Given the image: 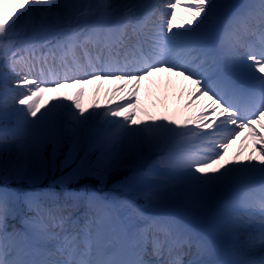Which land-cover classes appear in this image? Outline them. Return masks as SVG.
Returning a JSON list of instances; mask_svg holds the SVG:
<instances>
[{"label":"snow or ice","instance_id":"1","mask_svg":"<svg viewBox=\"0 0 264 264\" xmlns=\"http://www.w3.org/2000/svg\"><path fill=\"white\" fill-rule=\"evenodd\" d=\"M145 82L179 85L191 111L150 112ZM65 138L60 168L75 167L57 183L124 171L155 212L0 187V264H264V0H0V178L35 185Z\"/></svg>","mask_w":264,"mask_h":264},{"label":"rangeland","instance_id":"2","mask_svg":"<svg viewBox=\"0 0 264 264\" xmlns=\"http://www.w3.org/2000/svg\"><path fill=\"white\" fill-rule=\"evenodd\" d=\"M96 88H97V85H89V86H85V96H84V103L85 104H88L90 102L93 101V99L96 98ZM72 91H75V90H72ZM107 91L106 87H103L100 91V94H99V99H100V102L102 103L104 101V98H103V95L102 93L104 94V92ZM61 95H63V93H61ZM147 106L149 107V111L150 112H153V113H163V114H168V110L166 112V109L168 108V106H171L172 109L176 110V111H179L180 109L183 108V104H180L178 106V103L175 102V99H173L171 102H161V104H157L155 105L154 102L151 100V104H147ZM151 107V108H150ZM166 108V109H165ZM173 115V114H172ZM171 115V116H172ZM72 138H65L62 140V143H61V146L59 147L58 151H57V154H56V158H55V164H56V167H55V171H52L51 169L47 172V174L43 177H41L39 180L36 181V183H41L45 178L49 177L51 175V179L53 180V178H58V181L59 179L62 177V176H67V174L69 172H71L72 170V167H75V165H72L71 167L69 168H64L63 170H61L60 168V162L65 158V155L67 154L69 148L71 147V143H70V140ZM79 153H84V151H80ZM97 153V157L99 156V152L96 151ZM6 155V156H5ZM79 155V154H78ZM93 151H90L89 152V158L92 159L93 158ZM44 157L46 160H51L52 159V145L49 144L46 146V149L44 151ZM88 158V156H87ZM0 159H9V155L7 153L3 154V155H0ZM97 158L94 159V162L96 161ZM77 162H79V160H77ZM93 162V163H94ZM92 163V164H93ZM91 164V165H92ZM90 165V166H91ZM89 166V167H90ZM90 168H93V166H91ZM124 171H121V172H112V173H109V174H104V175H100L98 174L97 175V179L100 180L101 182V186L104 187V189H110L109 186H106L109 181L111 180V178L115 179V178H118L122 175ZM91 175L89 172L87 174H85V176H89ZM91 177V176H90ZM90 177H87V178H90ZM10 178H15L13 176H8L6 178H0L2 180H6V179H10ZM15 180H19L17 178H15ZM113 181V180H112ZM111 181V182H112ZM124 179H122L120 181V183L123 185V187L125 189H127L125 186H124V183H123ZM28 182V181H27ZM29 183V182H28ZM33 185V186H29V188H31L32 190H38V189H42L41 186H39V184H36ZM52 184V183H51ZM55 184V183H54ZM60 184V183H59ZM62 187H64L65 185H62L60 184ZM54 185L52 184V187ZM0 187H8V186H3V185H0ZM15 187H20V186H15ZM67 187V186H66ZM113 187V186H112ZM114 189L118 188L117 185H114L113 187ZM128 190V189H127ZM129 191V195L128 197H126V199L128 200H132L133 201V198H134V192L133 191ZM176 204H179V206L181 208H187V211H190V209L188 208L187 205H185L183 202H175ZM173 203V204H175ZM171 205V204H170ZM151 212H153V209H150ZM187 211H184V212H187ZM256 255H258L257 257H264V250H257L256 252Z\"/></svg>","mask_w":264,"mask_h":264},{"label":"bare ground","instance_id":"3","mask_svg":"<svg viewBox=\"0 0 264 264\" xmlns=\"http://www.w3.org/2000/svg\"><path fill=\"white\" fill-rule=\"evenodd\" d=\"M159 9H157V10H159ZM162 15H163V13L157 14L158 17H160ZM180 15H182V13H180ZM156 79L159 80L160 78L157 77ZM103 87H106L107 89H110V87H112V86L106 84ZM144 92H146L147 95L151 98V100L155 101V103H159V102H171L174 98H176L177 101H178V106L183 101H185L184 99H186L188 97L187 91L185 89H182L179 85H176V86L172 87L171 89H169L167 92H165L163 89L157 91L154 87L148 85L147 82H145L144 85L141 88L140 100L142 101V100L145 99V102H147L148 100H147V97L144 94ZM102 95H103V98H104V94L103 93H102ZM104 102H105V98H104V101L102 102V104ZM167 110H168L169 113L174 112V109H172L171 106H168ZM183 110H184V112L187 110L185 108V105L183 107ZM189 111H191V110H189ZM189 111L183 113V115H186ZM172 116H174V114ZM240 146H241V143L238 141L237 144L233 145V148L230 151L234 152ZM250 213H252L253 216H255L257 219H259V212L257 210H250ZM249 228L252 231H255V227L254 226H250Z\"/></svg>","mask_w":264,"mask_h":264},{"label":"trees","instance_id":"4","mask_svg":"<svg viewBox=\"0 0 264 264\" xmlns=\"http://www.w3.org/2000/svg\"><path fill=\"white\" fill-rule=\"evenodd\" d=\"M5 156H6V155H5ZM49 180H50V177L44 179L41 183H46V182H48ZM80 182H83V180L79 181V183H80Z\"/></svg>","mask_w":264,"mask_h":264}]
</instances>
